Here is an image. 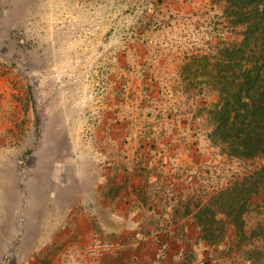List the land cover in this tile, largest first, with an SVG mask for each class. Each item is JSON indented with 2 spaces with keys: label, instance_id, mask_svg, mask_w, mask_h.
<instances>
[{
  "label": "rangeland",
  "instance_id": "1",
  "mask_svg": "<svg viewBox=\"0 0 264 264\" xmlns=\"http://www.w3.org/2000/svg\"><path fill=\"white\" fill-rule=\"evenodd\" d=\"M225 9L226 0H0V264L59 263L58 247L40 246L28 227L37 217L26 183L51 165L69 160L82 175L89 160L114 163L132 203L171 225L195 221L189 212L264 164L211 137L219 94L205 56L245 29ZM210 245L225 262L264 264V190L244 232L230 227ZM194 252L186 264H200Z\"/></svg>",
  "mask_w": 264,
  "mask_h": 264
},
{
  "label": "crops",
  "instance_id": "2",
  "mask_svg": "<svg viewBox=\"0 0 264 264\" xmlns=\"http://www.w3.org/2000/svg\"><path fill=\"white\" fill-rule=\"evenodd\" d=\"M82 171L80 175L76 164L68 160L51 165L47 175L35 178L37 183H26L36 195L30 196L29 213L37 221L28 227L38 233L40 246L58 247L54 256L58 264H112L114 260L186 264L185 253L190 249L195 250L200 264H233L214 258L217 248L202 240L192 218L170 225L164 218L151 216L155 210L135 206L122 187L124 182L115 178L114 163L102 165L89 160ZM113 185H118L117 193L112 191ZM16 215V210L13 218L10 212V225L16 222ZM97 236L119 241L122 248L113 255L87 262L86 249ZM240 264L251 263L248 260Z\"/></svg>",
  "mask_w": 264,
  "mask_h": 264
},
{
  "label": "trees",
  "instance_id": "3",
  "mask_svg": "<svg viewBox=\"0 0 264 264\" xmlns=\"http://www.w3.org/2000/svg\"><path fill=\"white\" fill-rule=\"evenodd\" d=\"M225 12L245 26L242 40L205 56L203 72L219 94L211 109L215 128L211 137L223 143L231 156L252 160L264 157V0H226ZM197 57L192 61L196 62ZM188 71L192 66L187 65ZM198 68H194L196 73ZM264 190V164L235 177L206 204L189 212L210 244L224 240L230 227L243 233L245 214L253 197Z\"/></svg>",
  "mask_w": 264,
  "mask_h": 264
},
{
  "label": "built area",
  "instance_id": "4",
  "mask_svg": "<svg viewBox=\"0 0 264 264\" xmlns=\"http://www.w3.org/2000/svg\"><path fill=\"white\" fill-rule=\"evenodd\" d=\"M122 245L119 241L95 237L87 248V254L92 258L99 259L119 252Z\"/></svg>",
  "mask_w": 264,
  "mask_h": 264
}]
</instances>
